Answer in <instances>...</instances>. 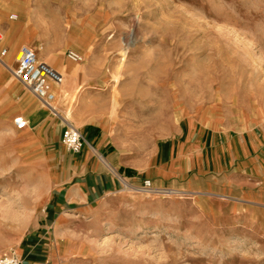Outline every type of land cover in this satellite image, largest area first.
Instances as JSON below:
<instances>
[{
	"label": "rangeland",
	"instance_id": "1",
	"mask_svg": "<svg viewBox=\"0 0 264 264\" xmlns=\"http://www.w3.org/2000/svg\"><path fill=\"white\" fill-rule=\"evenodd\" d=\"M28 1L26 16L20 0H0V9L17 25L18 39L75 90H66L67 118L40 104L0 63V256H18L48 220L54 264H264V194L229 199L216 187L174 182L185 161L204 153L196 127L236 139L242 151L234 165L260 173L264 0ZM67 50L83 61L69 62ZM13 54L4 63L11 65ZM23 95L55 118L59 135L66 122L96 129L114 145L106 154L140 176L164 169L172 181L159 187L162 194L129 191L92 212L51 213L65 187L56 158L70 153L61 143L27 144L32 133L15 130ZM172 147L181 167L162 164Z\"/></svg>",
	"mask_w": 264,
	"mask_h": 264
},
{
	"label": "crops",
	"instance_id": "2",
	"mask_svg": "<svg viewBox=\"0 0 264 264\" xmlns=\"http://www.w3.org/2000/svg\"><path fill=\"white\" fill-rule=\"evenodd\" d=\"M20 1L24 16L26 14L29 15L31 11L30 2L28 0ZM4 12L3 8L0 9V17L3 24V26L0 24V32L3 36L0 46H2L1 49L6 48L8 50L4 59L8 60L11 54L14 53L13 62L10 65V68H13L15 67L14 56L20 48L28 47L32 50L34 49L25 44L23 40L18 39V33H16L17 25L9 24L10 22H7L4 17ZM10 15L8 17L9 21H17V15H15L16 19L14 20L10 19ZM7 32L9 35L5 37L4 33ZM11 34H13V37H16L12 39V36L9 37ZM39 60L48 64L45 56H40ZM48 65L52 69L57 70L50 64ZM57 72L63 76L62 71L57 70ZM70 85L71 83L67 84L64 89L72 94L75 89L72 91ZM84 97L85 99L87 98L83 96V99ZM23 98L24 95L21 98L24 117L17 118H21L26 123V126L24 129L17 131L25 130L27 133H32L29 135L27 144L55 146L61 143L62 133L59 135L61 126L55 122V118L45 111L44 108L33 105L29 98L26 97L24 100ZM185 127L191 126L185 125ZM196 129L200 136H205L202 149L204 153L200 156H192V159L188 163L187 161L184 162L183 169L175 177L174 182L176 184L186 181L191 185H198L203 189L216 187L219 191H222L223 196L229 199L238 197L241 200H253L264 194V157L259 163L262 165V168L260 166L258 168L260 173H247L242 162L238 166L234 165L238 158V153L242 151V144L238 146L239 142L226 136L225 132H208L204 130V127H196ZM77 130L94 147L96 153L84 147L79 154H70L69 156L64 154L56 158L60 169V176L63 179L65 187L57 190L56 198L54 199L55 204L52 205L51 213L55 214L69 207L80 208L85 213L92 212L97 208L98 204L109 200L108 198L112 195L138 191L136 188L140 187L144 180H150L155 189H161L159 187L168 185L172 181L173 173L164 172L165 170L161 168V170L159 168L151 169L147 174L140 176L139 171L134 166L114 158L111 152L108 154L104 152L106 146L111 147L114 145L110 140H107V136L103 133L98 137L96 129L87 130L86 128L84 131L82 129ZM53 154L58 155V152L54 151ZM98 156H102L109 168L98 159ZM239 157L243 156L239 154ZM164 159L166 162L162 163L163 165L179 163L180 166L183 163L182 156L179 151L177 152V148L175 150V147L171 148L170 155L164 157ZM141 177L142 181L137 183ZM48 222V220H45L43 224L44 229L38 233L31 234L30 238H27L24 241V245L19 249L18 257L21 259L22 264H54V254L50 247L53 238L50 235L49 229H47L49 227Z\"/></svg>",
	"mask_w": 264,
	"mask_h": 264
},
{
	"label": "built area",
	"instance_id": "3",
	"mask_svg": "<svg viewBox=\"0 0 264 264\" xmlns=\"http://www.w3.org/2000/svg\"><path fill=\"white\" fill-rule=\"evenodd\" d=\"M10 19H16L15 15H10ZM3 36L0 32V42ZM8 50L3 48L0 50V63L4 65L3 59L6 57ZM65 58L71 63H81L83 56L81 53L74 50H67ZM15 67L9 68L13 79L18 82L22 88L27 90L40 104L48 105L54 99L51 87L54 84H60L62 75L56 70L52 69L48 64L38 60V56L34 50L28 47H22L17 52V57L14 59ZM13 126L16 130H22L26 123L21 118L13 119ZM61 144L65 150L72 154H79L84 147H87L93 153L95 152L92 147L84 138V136L71 124L64 123V129L61 134ZM98 159L107 167L109 166L104 162L102 156ZM138 191L145 193H157L161 189H155L150 180H144L142 185L136 188ZM0 264H22L21 259L14 255L0 256Z\"/></svg>",
	"mask_w": 264,
	"mask_h": 264
},
{
	"label": "bare ground",
	"instance_id": "4",
	"mask_svg": "<svg viewBox=\"0 0 264 264\" xmlns=\"http://www.w3.org/2000/svg\"><path fill=\"white\" fill-rule=\"evenodd\" d=\"M17 57V53L15 54L14 56V59ZM39 60V58H38ZM124 60H122L121 62H123ZM4 67V69L10 73L9 71V68H10V65L8 64H4L2 65ZM62 75V74H61ZM66 80V77H65V74L63 73V76H62V80H61V83L60 84H54L52 85L51 87V90L53 88V91H52V94L54 95V99L48 103V105H45L46 107H48L53 113L57 112V111H62L65 116L67 118H71L72 117V108H68V106H66V100H67V92L66 90L64 89V87L66 86V84L64 83ZM58 90V91H56ZM54 92V93H53ZM55 95H56V99H55ZM89 97V96H88ZM81 98V97H80ZM114 98V97H113ZM87 99V98H86ZM55 100V101H54ZM85 100V98H84ZM115 101V99H114ZM113 101V102H114ZM59 104V105H57ZM114 104V103H113ZM44 106V105H43ZM65 121V120H64ZM62 122V121H61ZM68 124H70L69 122H66ZM23 140V139H22ZM156 194H162L160 191H157Z\"/></svg>",
	"mask_w": 264,
	"mask_h": 264
}]
</instances>
